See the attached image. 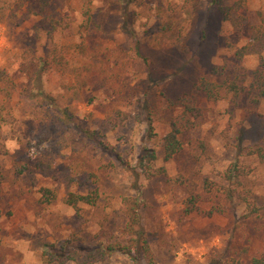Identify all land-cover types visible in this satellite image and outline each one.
Returning a JSON list of instances; mask_svg holds the SVG:
<instances>
[{
	"label": "rangeland",
	"instance_id": "374dc122",
	"mask_svg": "<svg viewBox=\"0 0 264 264\" xmlns=\"http://www.w3.org/2000/svg\"><path fill=\"white\" fill-rule=\"evenodd\" d=\"M38 9L37 0H0V80L13 83L10 99L0 92L6 119L0 120V264H61L50 256L51 246L94 247L119 237L126 223L122 200L136 195V173L141 227L156 264H254L264 257V163L246 155L259 126L264 133V100L254 106L225 86L217 87V100L199 94L202 116L180 135V154L165 162L163 138L183 109L149 78L152 68L178 95L220 67L248 85L258 66L250 45L264 0H245L247 23L239 31L215 15L208 0H135L128 8L133 34L122 30V0H57L43 13ZM82 42L108 70L90 75L85 89L75 71L95 63L80 55ZM166 46H172L170 57L161 51ZM50 53L58 64L44 70ZM66 108L74 115L71 125ZM144 149L158 153L155 168H165L167 178L141 174ZM233 163L245 173L238 187L225 176ZM227 187L236 189L233 199ZM43 189L57 198L47 202ZM95 189L101 193L96 207L65 202L70 193ZM247 191L259 217L248 216L239 199ZM192 195L200 212L188 215ZM98 264L149 263L115 253Z\"/></svg>",
	"mask_w": 264,
	"mask_h": 264
},
{
	"label": "trees",
	"instance_id": "16d2710c",
	"mask_svg": "<svg viewBox=\"0 0 264 264\" xmlns=\"http://www.w3.org/2000/svg\"><path fill=\"white\" fill-rule=\"evenodd\" d=\"M57 0H37L38 2V14L43 13L50 5ZM135 0H122V30L123 32L132 33L134 32L132 17L128 13V8ZM209 9L214 12L223 22H227L230 27L234 30H241L247 23L246 18L242 15V10L245 8V0H208ZM210 20H208L209 22ZM133 34V33H132ZM202 41L208 42L209 33L207 30L203 31ZM257 56H258V66L251 75V82L248 85H239L238 80H231L229 74L224 73L225 69H220V67H213L210 71L212 75L209 79L201 78L200 81L194 78L195 83L192 87L188 88V92H181L178 95H172V89L166 86L167 83L162 79L164 77H156V73H153L151 68L150 80L157 83L158 88L162 94L168 97L173 106H178L183 109L181 117L178 121L172 122L170 126V131L163 138L162 145V158L163 161L169 162L174 157H176L183 149L180 135L193 128L196 125L197 119L202 116V110L197 106V98L199 94H202L208 99H219V90L217 87L224 88L228 93L232 92L236 96L246 95L247 99L254 106H258L259 103L264 100V17L261 19V24L254 28L251 45ZM172 46H166L163 50L165 57H170L172 51H169ZM79 53L84 58H91L94 61V66H84L75 71V82L79 89H85L90 84V75L98 73V71L107 72V66L104 67L102 62H96L95 52L89 51L87 45L82 42L78 45ZM162 52V53H163ZM56 53V51H55ZM137 54L139 57H143L142 54V44L137 41ZM163 54V55H164ZM51 58V59H50ZM56 56L53 58L52 54H48L46 61L41 63V68L48 70L53 67L56 63ZM41 68L39 70H41ZM185 65H182L176 73L184 71ZM95 72V73H94ZM225 74V75H224ZM225 76V79L221 81L220 85L211 82V78ZM192 77V75H191ZM219 85V86H218ZM12 86L13 83L10 78L0 80V92L3 98L6 100L12 97ZM194 90V92H193ZM39 95H44L43 91L39 92ZM50 99L52 103L55 101L50 95L46 96ZM1 102V101H0ZM65 117H67L69 125L73 123V112L69 108L63 111ZM4 104L0 103V120H6L4 117ZM128 116L127 113H124ZM259 126V125H258ZM86 137L93 139L97 142L98 146L103 149H107L103 142L99 139L96 134H91L86 131ZM255 142L246 155H253L259 159L260 162L264 163V133L261 131L259 126ZM240 148V147H239ZM244 150V149H240ZM239 150V151H240ZM159 160L158 153L153 149H144L138 162V167L141 169V174L148 180L157 177L167 178L166 169L163 167L155 168L156 162ZM226 179L232 185L241 186L243 184V177L245 176L244 171L238 165V163H233L230 168L225 173ZM135 180L133 182L134 189L136 190L135 196H127L122 200V213L126 219L124 228L121 231V235L117 238H113L107 245H98L94 247H79L67 243L60 250L55 249L51 246L50 256L55 261L65 264L68 261H73L75 264H98L107 261L115 253H123L131 257L135 263L140 261H146L149 264H156V257L149 245L148 233H146L141 227V211H142V191L140 189L138 180L139 176L135 174ZM229 193V198L233 199L236 196V189L227 187ZM43 197L47 202H52L57 198L56 193L50 189L42 190ZM250 192L247 191L243 195L239 194V199L245 203L246 209L248 211V216L259 217V207L254 201L249 198ZM197 196L192 195L189 199V206L186 209V214H194L200 212V208L197 206L198 201ZM101 200V193L99 189H95L88 194H76L70 193L66 198V203L78 209L80 206L96 207ZM220 212V210H215ZM213 214V211L209 213ZM254 264H264V257L253 260Z\"/></svg>",
	"mask_w": 264,
	"mask_h": 264
}]
</instances>
